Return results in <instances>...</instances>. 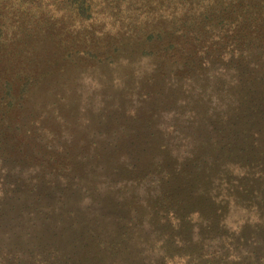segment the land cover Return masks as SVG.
<instances>
[{
	"label": "rangeland",
	"instance_id": "1",
	"mask_svg": "<svg viewBox=\"0 0 264 264\" xmlns=\"http://www.w3.org/2000/svg\"><path fill=\"white\" fill-rule=\"evenodd\" d=\"M3 65L0 264H264V0H0Z\"/></svg>",
	"mask_w": 264,
	"mask_h": 264
},
{
	"label": "trees",
	"instance_id": "2",
	"mask_svg": "<svg viewBox=\"0 0 264 264\" xmlns=\"http://www.w3.org/2000/svg\"><path fill=\"white\" fill-rule=\"evenodd\" d=\"M188 65V64H187ZM184 68L187 67L184 63ZM17 73V70H11L8 66L3 65L1 67L0 71V131H2L1 134V143L8 144L9 142V136L10 132H13V134H17L20 131V127L17 123H19V117L21 114H24L25 112V106L26 102L28 101V94L27 90L29 88V82L30 77H21L17 80H15L14 75ZM13 77V78H12ZM2 129V130H1ZM11 130V131H10ZM9 132V133H8ZM22 135V134H21ZM24 139V138H23ZM18 140V139H17ZM17 148L12 146L7 149L9 152L12 153L14 149ZM18 154H25L26 150L24 148H17L16 149ZM161 152V151H160ZM154 155L151 152H148L146 156ZM159 155V154H158ZM165 158V156H164ZM140 168L142 170L146 169L145 164H139ZM208 169V168H207ZM180 175H182V178L184 179L185 188L186 187H198L200 186V173L193 172L190 167L184 166L180 167L179 171ZM187 181V182H186ZM239 188V197L242 199L243 197L250 196L252 199L255 200V194L251 191V188L248 184H242L238 186ZM253 200V201H254ZM258 205H264V195L261 197V199L256 198ZM197 212H194V218L196 215V223L200 226L202 223V219H209L206 215L203 216L202 212L209 211L203 207V205L199 206V209H197ZM185 212V211H184ZM155 215H158L156 211H154ZM188 215V213L186 214ZM185 215V216H186ZM192 215V214H191ZM192 217V216H191ZM158 218V216H157ZM200 218V219H199ZM201 220V221H200ZM208 223V221H207ZM185 235V234H184ZM183 235V236H184Z\"/></svg>",
	"mask_w": 264,
	"mask_h": 264
}]
</instances>
